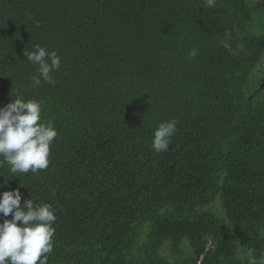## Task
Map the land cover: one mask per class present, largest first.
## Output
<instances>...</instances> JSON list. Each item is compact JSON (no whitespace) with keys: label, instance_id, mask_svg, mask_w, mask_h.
<instances>
[{"label":"trees","instance_id":"trees-1","mask_svg":"<svg viewBox=\"0 0 264 264\" xmlns=\"http://www.w3.org/2000/svg\"><path fill=\"white\" fill-rule=\"evenodd\" d=\"M252 9L0 0V108L17 94L35 99L58 131L47 169L0 167V198L19 189L22 203L55 209L48 264L264 257V31L252 29ZM36 45L61 58L53 84L32 85L38 66L24 53ZM173 118L177 131L157 153L154 131Z\"/></svg>","mask_w":264,"mask_h":264},{"label":"clouds","instance_id":"clouds-1","mask_svg":"<svg viewBox=\"0 0 264 264\" xmlns=\"http://www.w3.org/2000/svg\"><path fill=\"white\" fill-rule=\"evenodd\" d=\"M254 1L264 4V0ZM215 5L216 0H204L205 7ZM223 47L231 51L227 41ZM24 55L28 62L38 66L37 75L32 77L33 86L41 85L42 80L48 84L55 82L52 73L61 66L56 51L36 45L34 51H25ZM190 55L195 57L197 50L192 49ZM177 124L173 118L158 125L151 144L155 152L168 150ZM57 136L53 122L42 118V104L17 94L14 102L0 108V167L7 164L13 174H35L47 169ZM22 199L19 189L3 192L0 198V214L12 215L11 220L0 223V264H48V254L54 247L55 209L48 203L34 204L32 199L22 203ZM252 264H264V257H253Z\"/></svg>","mask_w":264,"mask_h":264},{"label":"rangeland","instance_id":"rangeland-1","mask_svg":"<svg viewBox=\"0 0 264 264\" xmlns=\"http://www.w3.org/2000/svg\"><path fill=\"white\" fill-rule=\"evenodd\" d=\"M249 3L251 5V7H253L252 10L255 11L254 16H253L252 29H254L255 31H257L259 33H262L264 31V11L259 10V9H255V8H257V6L253 5V0H249ZM260 5L264 7V4L260 3ZM215 210H217V207L215 208ZM169 260H170V258H169Z\"/></svg>","mask_w":264,"mask_h":264}]
</instances>
